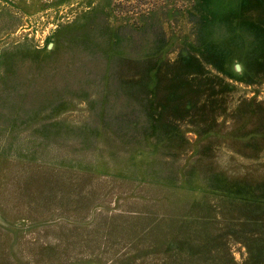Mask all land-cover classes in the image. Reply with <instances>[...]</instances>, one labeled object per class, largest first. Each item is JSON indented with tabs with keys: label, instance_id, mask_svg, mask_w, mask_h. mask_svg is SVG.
I'll list each match as a JSON object with an SVG mask.
<instances>
[{
	"label": "rangeland",
	"instance_id": "rangeland-1",
	"mask_svg": "<svg viewBox=\"0 0 264 264\" xmlns=\"http://www.w3.org/2000/svg\"><path fill=\"white\" fill-rule=\"evenodd\" d=\"M0 264H264V0H0Z\"/></svg>",
	"mask_w": 264,
	"mask_h": 264
}]
</instances>
